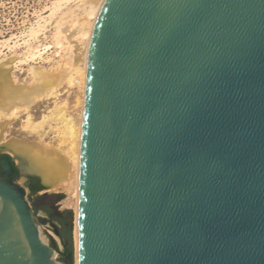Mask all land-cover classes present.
Instances as JSON below:
<instances>
[{
    "label": "water",
    "instance_id": "1",
    "mask_svg": "<svg viewBox=\"0 0 264 264\" xmlns=\"http://www.w3.org/2000/svg\"><path fill=\"white\" fill-rule=\"evenodd\" d=\"M44 223L0 179V264H73ZM78 235V264H264V0H103Z\"/></svg>",
    "mask_w": 264,
    "mask_h": 264
},
{
    "label": "rangeland",
    "instance_id": "2",
    "mask_svg": "<svg viewBox=\"0 0 264 264\" xmlns=\"http://www.w3.org/2000/svg\"><path fill=\"white\" fill-rule=\"evenodd\" d=\"M58 2L59 0H0V59L16 55L13 63L14 65L12 66L13 69L11 68L10 70L11 78L15 80L12 79L14 81L13 86L25 90L26 88H32L30 85H35L32 88L33 93L30 99L36 98L30 112H27L24 105L18 108V113L14 116L2 111L3 113L0 114V142L4 139V142L7 143L11 138L20 139L25 142H35L40 140V137H43L46 140L58 144L59 139L56 136L57 132L50 129L47 124L36 128L28 122V113L32 115L33 121H39L44 115L49 114V111L53 109L56 104L65 106L68 113L74 117L76 122L79 123L80 121L83 99V90L81 86L79 84L71 85L68 81H64V83L57 87V81H54V79L50 82L49 80L45 81V79H36L31 70L33 66L44 67L48 69L51 74L54 71H59L61 68L67 69L69 65H66V63H70L74 58V52H67V48H58L57 46H54L48 51L42 49V55L38 57L39 55L36 53V55H38L36 59H33L32 56L29 57L28 48L30 45L37 46L42 44L41 47H44L47 45V42L51 40L52 32L56 24L55 21L62 15V9L64 12L73 11L74 14L72 19L77 18L84 12L83 8H78L79 0H67L63 4L64 6H62V9L57 11V14L54 15L52 24L49 26L50 31L46 34H40L38 38H32V36L29 35V29L32 26L37 27L38 23H45L48 16L55 10V6L56 4L58 5ZM77 32L78 29L74 31L73 36L77 35ZM28 39H30L29 43H24V41ZM35 51L36 50H32V52ZM41 83L42 85H40ZM55 89L58 90V93H53ZM4 154H9L13 157V161L18 168L16 183L25 188L26 196L33 205H36L37 211H39L38 214L45 216L43 210H48L47 223L42 225L45 231H47L46 233L49 234L50 245H52V237H50L52 235L51 232L55 234V227L59 228L60 226V222L55 215L58 213H63L65 215L68 226H70L72 230V235L68 240L71 251L73 252V264H76L75 193H53L51 191L40 190V186L36 184L31 176H25L24 173H22L19 163L16 161L13 154L9 152L8 148L0 149V157ZM74 159L75 155L71 151V160L74 161ZM47 194H55L52 201L48 200ZM60 243L62 244V242ZM63 250L64 244L54 247L56 255H53V257L61 263H64L65 260V255L61 253Z\"/></svg>",
    "mask_w": 264,
    "mask_h": 264
},
{
    "label": "bare ground",
    "instance_id": "3",
    "mask_svg": "<svg viewBox=\"0 0 264 264\" xmlns=\"http://www.w3.org/2000/svg\"><path fill=\"white\" fill-rule=\"evenodd\" d=\"M65 1L67 0H59L58 5L56 4L55 6V10L48 16L49 19L47 18L45 23H38L37 27L32 26L29 29L28 32L32 38H38L40 34H46L50 31L49 26L52 24V19L54 15L57 14V11L62 9ZM102 2L103 0H79L78 8H83L84 12L82 15H79L74 19H72L74 14L73 11L64 12L62 9V15L59 16L57 21H55L56 24L54 23L55 26L53 25L54 31L52 32L51 40L47 42V45L44 47H41L42 44L37 46L30 45L28 48L29 57L32 56L33 59L42 55V49L48 51L54 46H57L58 48H67V52L71 51L75 53V55H73V60L70 63H66V65H69L67 69L61 68L59 71H54L51 74L48 69H45L44 67L33 66L31 70L34 78L45 79V81L49 80V82L54 79V81H57V87L64 83V81H68L71 85L79 84L81 86V89L83 90V99L79 123H77L74 117L68 113L65 106L56 104V106L49 111V114L44 115L39 121H33L32 115L28 113V122L36 128L47 124L50 129L57 132L56 136L59 139L58 144L46 140L43 137H40V140L35 142H25L16 138H11L7 143L4 142V139L0 142V149L8 148L9 152L13 154L16 161L19 163L22 173H24L25 176H31L36 184L40 186V190L51 191L53 193H75L76 264H78L79 246L78 206L80 141L85 98L87 59L93 27ZM76 29H78L77 35L73 36ZM29 40L30 39L25 40L24 43H29ZM32 50L36 51L32 52ZM36 53H38L39 56L36 55ZM15 56L16 55L0 59V114L4 111L6 114L12 116L17 115L18 108L23 105L27 112H30L32 104L34 103V100H36V98L30 99L31 94L33 93L32 88L35 85H30L32 88H26L25 90L13 86L15 80L11 78L10 70L14 65ZM40 85H42V83ZM53 93H58V90H53ZM71 151L75 155L74 161L71 160ZM33 173H36L37 175ZM40 228L43 230L40 231V235L42 236L41 239L48 245L50 242L49 234L44 231L45 228L43 225H41ZM51 234L59 240V243L61 242V239L57 235L53 232H51ZM60 245L62 246L61 243ZM54 255H56L55 252Z\"/></svg>",
    "mask_w": 264,
    "mask_h": 264
},
{
    "label": "flooded vegetation",
    "instance_id": "4",
    "mask_svg": "<svg viewBox=\"0 0 264 264\" xmlns=\"http://www.w3.org/2000/svg\"><path fill=\"white\" fill-rule=\"evenodd\" d=\"M3 157V155L0 157V161H1V158ZM2 169V167H1V165H0V170ZM3 170V169H2ZM4 172V171H3ZM14 171L10 174V175H6L5 173L4 174H0V179H5V180H12L13 182H15L16 183V178L14 177ZM35 204V203H34ZM34 209H35V213L37 214V216H39V217H45V218H47V209H45V210H43L44 211V214H45V216H42L41 214H38V212L39 211H37L38 209H37V207H36V205H34ZM55 217L58 219V221L60 222V226H59V233H60V235L62 236V238H63V244H64V250H63V254L65 255V258H66V256H67V254L69 253V252H66V246L69 244V240H68V238H66V237H64L63 236V221L64 220H66V221H64V223L68 226V221H67V219H66V217H65V215L63 214V213H58V214H56L55 215Z\"/></svg>",
    "mask_w": 264,
    "mask_h": 264
},
{
    "label": "trees",
    "instance_id": "5",
    "mask_svg": "<svg viewBox=\"0 0 264 264\" xmlns=\"http://www.w3.org/2000/svg\"><path fill=\"white\" fill-rule=\"evenodd\" d=\"M10 159H11V164H12V167H13V169H14V177L15 178H17V175H18V168H17V166H16V164L14 163V161H13V159L10 157ZM0 174L2 175V174H4V172H3V170L1 169L0 170ZM64 221H66V220H64ZM64 221H63V236L64 237H66V238H70L71 237V235H72V230H71V227L70 226H67L65 223H64ZM66 252H72L71 251V247H70V245L68 244L67 246H66Z\"/></svg>",
    "mask_w": 264,
    "mask_h": 264
}]
</instances>
